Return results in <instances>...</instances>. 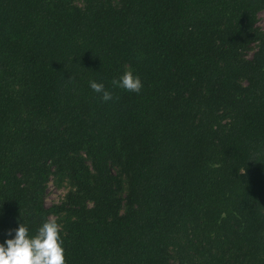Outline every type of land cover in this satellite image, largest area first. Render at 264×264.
<instances>
[{
	"label": "trees",
	"instance_id": "16d2710c",
	"mask_svg": "<svg viewBox=\"0 0 264 264\" xmlns=\"http://www.w3.org/2000/svg\"><path fill=\"white\" fill-rule=\"evenodd\" d=\"M263 10L0 0V241L55 218L66 264H264Z\"/></svg>",
	"mask_w": 264,
	"mask_h": 264
},
{
	"label": "clouds",
	"instance_id": "9594fccd",
	"mask_svg": "<svg viewBox=\"0 0 264 264\" xmlns=\"http://www.w3.org/2000/svg\"><path fill=\"white\" fill-rule=\"evenodd\" d=\"M112 84L136 93L143 87L140 76L131 70H126L118 79H113ZM89 86L100 94L103 101L113 98L103 82L92 80L89 81ZM61 229L57 219L49 218L33 235L24 223L18 222V227L9 229L6 238L0 241V264H66Z\"/></svg>",
	"mask_w": 264,
	"mask_h": 264
},
{
	"label": "rangeland",
	"instance_id": "374dc122",
	"mask_svg": "<svg viewBox=\"0 0 264 264\" xmlns=\"http://www.w3.org/2000/svg\"><path fill=\"white\" fill-rule=\"evenodd\" d=\"M258 26L264 28V10L261 11L258 15ZM250 53L249 55H251ZM68 191V187L66 184L58 185L52 179L49 182L47 194H46V204L50 206L54 203H60V201L64 198L65 193Z\"/></svg>",
	"mask_w": 264,
	"mask_h": 264
}]
</instances>
